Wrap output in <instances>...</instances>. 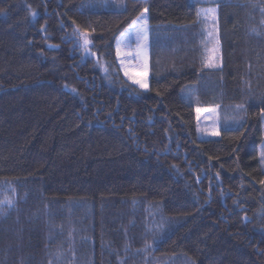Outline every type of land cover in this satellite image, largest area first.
<instances>
[{
    "label": "trees",
    "instance_id": "1",
    "mask_svg": "<svg viewBox=\"0 0 264 264\" xmlns=\"http://www.w3.org/2000/svg\"><path fill=\"white\" fill-rule=\"evenodd\" d=\"M145 8L147 90L115 49ZM199 8L0 0V264H264V0L218 3L214 70ZM215 105L241 120L200 139Z\"/></svg>",
    "mask_w": 264,
    "mask_h": 264
},
{
    "label": "rangeland",
    "instance_id": "2",
    "mask_svg": "<svg viewBox=\"0 0 264 264\" xmlns=\"http://www.w3.org/2000/svg\"><path fill=\"white\" fill-rule=\"evenodd\" d=\"M193 2H197L200 4V8L198 10V14L200 16V25L203 30V44L202 49L204 50V64L209 55L211 53L207 51L208 49H216L215 55L213 58V66L212 67H205L208 69H219L222 66L221 60V42L219 38V26H218V3L224 0H191ZM148 17V12L146 13ZM147 38L146 42L143 40L142 37H138V31L143 28V24L137 20H134L133 23L128 26L125 31L116 39L115 49L117 53V49L119 48V55L117 54V63L120 67L121 73L123 76L128 79L133 85L138 86L137 84L133 83V79H141L146 78L149 84V19L147 18ZM135 22V24H134ZM80 44V42L78 41ZM90 46V45H89ZM88 46V47H89ZM82 49V48H81ZM139 51V56H137V52ZM83 55L86 58L93 57L90 50L88 52H84L82 49ZM130 54V55H129ZM145 64H147L146 69V76L145 73ZM128 72V75H125V72ZM129 76L133 77L130 79ZM149 88V87H148ZM147 88V89H148ZM142 89V88H141ZM143 89V90H147ZM240 106V105H238ZM234 106L231 108H227L224 112L221 111L222 108L219 105L215 106H197L200 109H210V111H201L197 113L196 111V129L197 135L200 139L206 138H217L220 135V129L223 125L226 127L231 126L232 124L237 125L239 124L240 120L238 115L243 112V107ZM236 123V124H235ZM264 126V123H263ZM216 131L218 135H212V132ZM264 145V143L262 144ZM262 151V146H261ZM261 158V156H260ZM264 165V161H262ZM159 217V221L156 218ZM153 221L154 226L153 232L154 235L160 233L159 231L163 227V221L160 218V215L153 214ZM153 224V222H152ZM169 261V260H168ZM169 262H173V259ZM182 263V262H181ZM188 264H190L188 262Z\"/></svg>",
    "mask_w": 264,
    "mask_h": 264
},
{
    "label": "snow or ice",
    "instance_id": "3",
    "mask_svg": "<svg viewBox=\"0 0 264 264\" xmlns=\"http://www.w3.org/2000/svg\"><path fill=\"white\" fill-rule=\"evenodd\" d=\"M147 12H148V9L145 8L141 12V14L137 17V20H139L143 24V28L138 31V37H142L145 42H146L147 31H148V28H147L148 20H147V15H146ZM32 15L35 16V13H32ZM134 24H135V22H134ZM73 35L77 36V39L80 42V47L84 50V52H88L89 51L88 46L91 44V40L89 39V33L87 31H81L79 33L74 32ZM207 51H209L211 53V55H209L207 57L204 66L205 67H212L213 66V58H214L216 49H208ZM117 54L119 55V48L117 49ZM139 54L140 53L138 51L137 56H139ZM93 55H94V53H93ZM144 67H145L144 75L146 76L147 64H145ZM125 75H128L127 71L125 72ZM129 78L133 79V77H131V76H129ZM133 83L137 84L142 89H147L149 87L146 78L133 79ZM238 107H242V105H240ZM196 111H197V113H200L201 111H210V109L197 108ZM218 134H219L218 132L213 130L212 135H218ZM260 156H261V160L264 161V145H262V151L260 153ZM261 183H264V180H262ZM6 203L9 206H11L12 201L7 200Z\"/></svg>",
    "mask_w": 264,
    "mask_h": 264
}]
</instances>
